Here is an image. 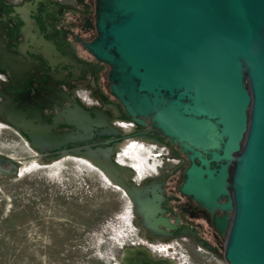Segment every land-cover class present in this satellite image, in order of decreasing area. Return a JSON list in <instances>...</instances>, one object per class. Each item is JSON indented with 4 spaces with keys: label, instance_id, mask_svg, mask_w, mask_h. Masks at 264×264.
I'll use <instances>...</instances> for the list:
<instances>
[{
    "label": "water",
    "instance_id": "obj_1",
    "mask_svg": "<svg viewBox=\"0 0 264 264\" xmlns=\"http://www.w3.org/2000/svg\"><path fill=\"white\" fill-rule=\"evenodd\" d=\"M98 15L100 36L90 48L112 65V93L130 116L139 124L150 118L166 136L204 149L225 139L223 153L213 154L232 166V195L221 208L233 216L216 219L226 237L224 259L264 264V0H98ZM1 109L33 148L89 159L134 197L111 149L60 152L73 133L56 134ZM23 161L0 157V173H17ZM227 168L216 176L206 170L203 179L192 166L185 187L213 211L229 194Z\"/></svg>",
    "mask_w": 264,
    "mask_h": 264
},
{
    "label": "flooded vegetation",
    "instance_id": "obj_2",
    "mask_svg": "<svg viewBox=\"0 0 264 264\" xmlns=\"http://www.w3.org/2000/svg\"><path fill=\"white\" fill-rule=\"evenodd\" d=\"M98 20V0H0L2 113L13 110L56 134L73 133L60 152L111 149L112 160L127 169L122 178L134 197L121 189L131 204L135 246L124 251L122 264H227L216 219L233 216L221 208L232 195V166L213 159L225 139L204 149L166 136L150 118L139 124L130 116L112 93V65L90 48L100 36ZM129 149L140 153L143 166L121 161ZM34 157L54 161L59 151L38 150ZM227 164L229 194L219 196L212 211L185 187L188 172L199 167L206 179V170L216 176Z\"/></svg>",
    "mask_w": 264,
    "mask_h": 264
},
{
    "label": "rangeland",
    "instance_id": "obj_3",
    "mask_svg": "<svg viewBox=\"0 0 264 264\" xmlns=\"http://www.w3.org/2000/svg\"><path fill=\"white\" fill-rule=\"evenodd\" d=\"M37 154L0 119V157L27 159L0 173V264H122L135 246L125 191L84 157ZM126 155L144 165L136 150Z\"/></svg>",
    "mask_w": 264,
    "mask_h": 264
}]
</instances>
